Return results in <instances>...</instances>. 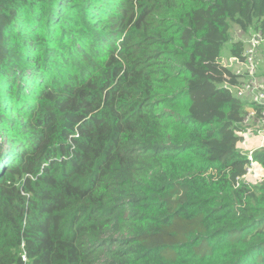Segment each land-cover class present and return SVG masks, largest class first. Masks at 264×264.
I'll return each mask as SVG.
<instances>
[{
	"label": "trees",
	"instance_id": "obj_1",
	"mask_svg": "<svg viewBox=\"0 0 264 264\" xmlns=\"http://www.w3.org/2000/svg\"><path fill=\"white\" fill-rule=\"evenodd\" d=\"M231 22L264 0H0V264H264Z\"/></svg>",
	"mask_w": 264,
	"mask_h": 264
},
{
	"label": "built area",
	"instance_id": "obj_2",
	"mask_svg": "<svg viewBox=\"0 0 264 264\" xmlns=\"http://www.w3.org/2000/svg\"><path fill=\"white\" fill-rule=\"evenodd\" d=\"M243 42L241 56L231 55L226 66L235 77L234 84H225L234 97L245 103L244 113L237 131V147L249 163L246 176L259 166L257 152L264 150V33L251 30Z\"/></svg>",
	"mask_w": 264,
	"mask_h": 264
},
{
	"label": "rangeland",
	"instance_id": "obj_3",
	"mask_svg": "<svg viewBox=\"0 0 264 264\" xmlns=\"http://www.w3.org/2000/svg\"><path fill=\"white\" fill-rule=\"evenodd\" d=\"M146 4L148 1L145 2ZM161 19V16L158 12H154L151 20L153 23H159ZM178 21L177 19H171L170 21H166V25L170 26L172 28V31H174V28L172 27L174 24H176ZM250 34V31H244L241 29V27L235 23L231 22V36L232 40L227 43L223 49L222 55L223 59L222 61L226 64L229 65V59L231 57V48H232V42L233 41H246L247 35ZM186 105H180L178 107V112L184 113L185 112ZM243 182L249 183L253 187H260L262 183L264 182V167L258 166L257 164L254 167V170L250 171L246 176H243L241 179Z\"/></svg>",
	"mask_w": 264,
	"mask_h": 264
}]
</instances>
